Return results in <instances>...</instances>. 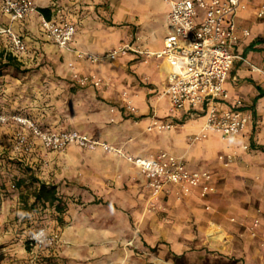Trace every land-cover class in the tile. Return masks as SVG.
<instances>
[{
    "label": "crops",
    "instance_id": "crops-1",
    "mask_svg": "<svg viewBox=\"0 0 264 264\" xmlns=\"http://www.w3.org/2000/svg\"><path fill=\"white\" fill-rule=\"evenodd\" d=\"M33 2L38 12L25 19L12 21L4 15V27H10L15 33L22 35V32L25 35L26 52L20 58L15 57L19 63L29 67L43 66L42 69L54 68L63 77L71 76L73 71L99 76L118 75L130 66L135 73L133 77L128 78L130 85L120 83V87L131 91L137 112L129 114L122 107L117 108L115 113L106 111L99 133L102 140L120 148L122 141L129 136H134L135 143L126 149L122 148L129 155L147 158L160 151H167L183 157L191 170L211 172L216 191L209 195L206 201L200 199L199 189L194 190L187 197L178 198L176 188L164 196L163 200L166 198L187 199L210 206V197L218 191L216 172L211 169L216 165L212 166L210 163L216 162V152L220 150L225 151L220 156L222 161H225L227 152L230 153L233 150L241 157L240 162L226 164L233 170L234 179L250 184L256 182V177L259 176L264 181V17L258 16L264 0H252L248 8L238 15L239 28L249 29L250 35L243 38L234 48L236 53L242 55L243 60L235 61L226 83L230 96L226 105L230 107L236 100H241L244 103V109L251 114L247 129L244 134L236 136L229 142L224 141L217 133H210L207 138L196 141L191 147L188 139H193L200 132L205 123V116L203 114L193 116L189 112L173 115L169 113V103L164 95L168 66L162 59L151 56L147 57L145 63H140L137 62L140 55L130 52L115 60L92 63L75 55L76 51L105 54L133 42L135 38L138 41L133 43L138 44L142 49L151 53L160 52L168 33L169 6L165 0H33ZM56 6L64 8L67 19L76 27L70 50L62 49L50 41L41 28L40 10L49 9L52 15ZM5 36L8 38L7 35ZM5 53L11 54L10 49H7ZM69 64H73L74 69L69 67ZM136 77L140 79L138 83H136L138 80ZM80 93L90 96L92 90L88 89ZM105 94L113 97L112 92ZM101 101L112 108L109 102L102 99ZM153 118L162 122H171L173 128L163 132L148 131L147 128ZM134 120H137V125H133ZM71 130L93 136L92 131L85 124L75 123ZM152 139L158 141L152 142ZM77 153L79 151L76 148L70 149L71 158L68 163L71 170H69L68 178L77 183L74 187L75 193L81 195L86 201L90 202L92 195L85 190L82 191V187L79 186L82 183L91 190L97 188L102 190L103 194H110L109 196L121 205H128L127 202H129L125 191L131 198L136 197L137 194H140V199L149 195L146 189V177L124 158L96 150L90 151L87 157L88 162L81 164ZM52 176L44 174L38 179L52 185H56V181L62 179L57 173ZM262 196L264 198V194ZM106 205L119 214H124L123 210L114 205ZM72 217L75 218L74 223L64 230L57 227L55 222L44 225L50 231L59 234L65 242L50 258L44 257L49 263L146 264V260L137 258L134 249L126 247L113 252L110 250V245L101 246L99 242H93L95 238L92 237L94 230L91 224L82 222L79 216L72 215ZM127 223L123 219L122 228H128ZM163 240L170 242L165 238ZM132 241L135 247L142 245L148 249L154 248L157 244V240L134 239ZM161 245L167 246L165 243ZM212 245L219 252L229 250L225 242H222V238L218 236ZM30 258L28 249L23 248L18 256L11 258V264H30Z\"/></svg>",
    "mask_w": 264,
    "mask_h": 264
},
{
    "label": "rangeland",
    "instance_id": "rangeland-1",
    "mask_svg": "<svg viewBox=\"0 0 264 264\" xmlns=\"http://www.w3.org/2000/svg\"><path fill=\"white\" fill-rule=\"evenodd\" d=\"M4 19L0 5V28H4ZM5 35L0 33V53L11 47L10 37ZM146 61V55L137 59L140 63ZM16 62L17 66L3 68L0 74V264H11V258L27 248V238L34 229L55 222L64 230L74 223L72 215L91 224L93 242L110 245L113 252L126 247L134 249L137 258L146 260V264L150 260L149 264H264V181L259 176L250 184L234 179L233 170L226 164L241 161L235 150L227 152L225 161L220 158L225 151L216 152V162L210 163L216 165L211 169L218 180V191L210 197V209L194 200H155L148 188L149 195L143 199L140 194L131 198L125 191L129 202L121 205L110 194H103L97 188L91 190L82 183L79 185L82 191L92 195L88 202L75 193L77 183L68 178L71 170L68 161L71 148L79 151L77 156L81 164L88 162L90 151L78 146H70L63 152L46 149L28 124L23 125L15 118L26 119L48 133L71 130L75 123L85 124L92 131V137L102 140L99 133L106 111L115 113L122 107L129 114L137 112L131 91L120 87V83L130 85L128 78L133 77L134 70L129 66L118 75H97L103 85L83 87L72 76L63 77L54 68L29 67ZM136 78L138 83L140 79ZM88 89L92 90V95H81L80 91ZM106 92H112L113 97ZM101 99L109 102L112 108ZM128 104L135 111L129 109ZM137 124L134 120L133 125ZM188 140L190 147L196 143ZM135 141L134 136H129L120 148L126 149ZM54 173L62 178L55 186L66 205L65 212L60 214L54 207L39 206L37 211L27 214L23 199L28 198L29 204L34 199L30 189L15 186L17 180L30 174L39 178L44 174L51 177ZM106 204L114 205L124 214ZM123 219L128 222V228H122ZM256 220L258 226L255 228ZM216 236L228 246L227 252H219L212 245ZM134 239L157 240V244L151 249L142 245L135 247Z\"/></svg>",
    "mask_w": 264,
    "mask_h": 264
},
{
    "label": "built area",
    "instance_id": "built-area-1",
    "mask_svg": "<svg viewBox=\"0 0 264 264\" xmlns=\"http://www.w3.org/2000/svg\"><path fill=\"white\" fill-rule=\"evenodd\" d=\"M252 0H165L169 6L167 14L168 33L160 52L151 53L138 44L127 43L105 54L76 51L77 58L92 63L114 60L130 52L162 59L168 66L164 95L169 103L171 115L189 112L193 116L204 115L205 123L194 141L217 133L224 141H231L245 133L251 114L244 109V103L236 100L227 106L230 96L226 89L229 73L242 55L234 48L250 35L249 29H240L237 19L241 11L248 8ZM1 12L12 21L22 20L38 12L33 0H1ZM258 16L264 17V2ZM41 28L47 38L58 47L70 50L76 27L71 23L62 7H55L50 18L41 14ZM0 33L10 37L11 54L20 58L26 52L25 40L10 27L0 28ZM69 67L74 69L73 64ZM72 79L80 86L99 87L103 80L95 74L72 72ZM226 105V106H224ZM128 108H135L128 104ZM27 125L46 149L63 152L70 146L88 151L102 150L117 155L136 166L147 179V188L153 199H162L176 188L178 198L191 195L199 189V197L206 201L216 191L210 171L191 170L183 157L167 151H160L147 158L127 154L122 148L94 138L76 130L55 133L43 132L26 119L15 118ZM171 122L153 118L148 131L171 130ZM24 140V138H23ZM231 160V156H229ZM210 209V206H207ZM258 226L256 220L254 227ZM255 236L256 233L253 232ZM30 264H51L44 257H51L55 250L65 244L61 236L46 226H39L27 238Z\"/></svg>",
    "mask_w": 264,
    "mask_h": 264
},
{
    "label": "trees",
    "instance_id": "trees-1",
    "mask_svg": "<svg viewBox=\"0 0 264 264\" xmlns=\"http://www.w3.org/2000/svg\"><path fill=\"white\" fill-rule=\"evenodd\" d=\"M41 14L46 18L51 17V12L49 9H41ZM5 59V62H4ZM16 58L12 54L0 53V74L3 68L10 66H17ZM15 186L20 189L25 187L30 189V196L33 197V203L29 204L28 198H24V209L27 214H30L33 210H36L39 206L54 207L58 213H64L66 210V205L63 203L62 198L58 194L57 187L52 184H46L41 182L34 174H30L27 178H19ZM37 211V210H36ZM27 248L28 243L26 241Z\"/></svg>",
    "mask_w": 264,
    "mask_h": 264
}]
</instances>
